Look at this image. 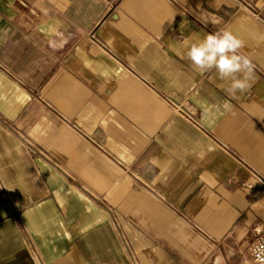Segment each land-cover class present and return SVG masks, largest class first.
Wrapping results in <instances>:
<instances>
[{
  "label": "crops",
  "instance_id": "0c3cea01",
  "mask_svg": "<svg viewBox=\"0 0 264 264\" xmlns=\"http://www.w3.org/2000/svg\"><path fill=\"white\" fill-rule=\"evenodd\" d=\"M223 29L235 97L184 57ZM257 230L264 0H0V264H254Z\"/></svg>",
  "mask_w": 264,
  "mask_h": 264
},
{
  "label": "clouds",
  "instance_id": "9594fccd",
  "mask_svg": "<svg viewBox=\"0 0 264 264\" xmlns=\"http://www.w3.org/2000/svg\"><path fill=\"white\" fill-rule=\"evenodd\" d=\"M244 42L228 29L209 33L187 47L184 57L198 72L215 71L220 81L228 82L224 89L227 95L235 97L250 88L253 76L251 60L240 54ZM230 106L225 103L224 108Z\"/></svg>",
  "mask_w": 264,
  "mask_h": 264
},
{
  "label": "built area",
  "instance_id": "2783aa9c",
  "mask_svg": "<svg viewBox=\"0 0 264 264\" xmlns=\"http://www.w3.org/2000/svg\"><path fill=\"white\" fill-rule=\"evenodd\" d=\"M250 259L254 264H264V231L257 230V238L251 243Z\"/></svg>",
  "mask_w": 264,
  "mask_h": 264
}]
</instances>
